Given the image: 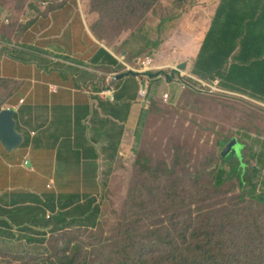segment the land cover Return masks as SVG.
<instances>
[{
    "label": "rangeland",
    "instance_id": "374dc122",
    "mask_svg": "<svg viewBox=\"0 0 264 264\" xmlns=\"http://www.w3.org/2000/svg\"><path fill=\"white\" fill-rule=\"evenodd\" d=\"M99 1L0 0L10 14V18L0 17V35L12 43L18 40L11 38V34L18 39L24 37L29 45H33L29 47V54H34L37 25H50V12L64 6V12L58 14L57 24L68 22L69 12L75 9L83 16L95 39L118 47L116 52L121 61L138 71L151 72L153 77L165 75L160 73L162 71L170 74L173 78L166 90L169 97L167 101L162 97L150 100L145 122L137 131L134 151L130 152L133 157L117 162L114 168L109 165L98 178L99 185L94 180L88 186L87 180L88 194L75 202H69V199L81 189L71 188L73 185L64 182L65 167L35 174L26 169L30 168L32 160L28 158L25 163V155L34 158L38 154L36 141L28 146L24 139L17 149L10 151H6L0 142V264H44L57 239L60 237L63 242V235L74 238L73 242L78 243L81 252L89 258L99 264H111L108 254L117 249L120 240L135 243L133 253L138 252L142 250V243L151 246L163 238L161 235L158 242L153 240L150 244L148 225L151 229L168 226L177 236L179 231L175 222L184 223L191 216L193 220L183 226V238L190 240L194 227L198 224L207 226L211 221L213 227L225 235L227 255L236 246L244 253L239 261L235 258L230 264H264V203H254L247 196L242 198L236 177L232 181L225 179L220 186L213 182L215 171L221 167L220 154L234 137L247 142L243 160L250 159L251 166L257 168L252 180L264 179V161H258L260 156L257 155L264 151V102L227 91L219 85L220 89H213L207 85L213 82L209 80H205L204 91L183 88L178 71H173L177 65L172 67L169 59L171 50H176L172 48L179 46L181 39L172 41L171 48L164 54L167 56L160 55L164 57L156 59L159 46L154 41L165 37V31H159V26L169 31V26H177L186 13L184 26L190 24L197 33L206 31L219 0H159L153 10L137 11L134 15L129 8L125 9V3L130 0L110 1L107 5L99 4ZM5 19L9 20L8 24ZM10 19H13L12 23ZM74 19L75 16L72 22ZM182 41L183 45L188 43L184 36ZM124 49L132 54V62L124 57ZM13 50L11 56L0 58V73L26 74L28 69L21 66L22 71L19 70L12 56L19 48ZM148 59L152 61L144 64ZM131 87L130 83L129 89ZM137 90L135 86L133 94ZM20 98V80L0 77V110L18 108ZM13 100L19 102L15 104ZM59 112L64 117L61 119L64 130L71 133L73 111L63 108ZM76 112L78 116L83 113ZM47 114L52 116L50 110ZM15 119L20 132V115ZM29 120L24 122L29 123ZM76 125L77 132L81 128L84 130L79 122ZM68 136L60 148L62 153V149L69 146ZM224 138L228 142L220 143ZM74 147L79 146L76 143ZM84 155L85 160H89L86 151ZM70 157L80 159V153L70 151ZM40 161L49 163L47 157ZM73 165L78 164H69ZM222 167L229 169L228 165ZM93 174L97 173L94 171ZM53 176L55 183L50 181ZM144 198L147 199L146 217L140 208ZM130 206L134 207L132 212H128ZM249 225L255 234L248 229Z\"/></svg>",
    "mask_w": 264,
    "mask_h": 264
},
{
    "label": "crops",
    "instance_id": "0c3cea01",
    "mask_svg": "<svg viewBox=\"0 0 264 264\" xmlns=\"http://www.w3.org/2000/svg\"><path fill=\"white\" fill-rule=\"evenodd\" d=\"M61 2L63 1L58 0V3ZM219 3L220 0L217 7ZM64 8L50 12L49 17L52 18L50 25H37L39 29L36 33L34 54H29V47L33 45H29L24 37L18 39L11 34V38L18 40L12 43L8 38L0 35V58L5 55L11 56L14 52L13 48L18 47L19 50L12 56L19 65V70L22 71L21 66L28 69L26 74L6 75L4 72L0 73V77L20 80V106L13 108L16 111L20 110L19 124L22 127L20 132L23 141L24 139L26 141L25 145L31 146V142L36 141L39 149L34 158L25 155V163L28 158L32 160L30 168L26 169L35 174L37 171H47L50 168L54 171L65 167L64 182L73 185L71 188L83 190L87 180H93L91 176L97 175L95 182L99 185L98 178L106 172L109 165L114 168L117 162L126 160V157H133L130 152L134 151L138 128L143 126L149 112V102L153 98H163L173 77L168 73L152 77L147 72H140L117 78L118 74L125 72L127 67L131 66L120 60L119 53L116 52L118 47L108 46L95 39L83 16L78 15L75 9L69 12L68 22L57 24L58 14L64 12ZM185 14L177 26H169V31H166L164 26H159V31H165V37L161 36L159 40H155L159 43L154 44L159 46L156 57L158 60L167 56L164 54L171 48L174 39H181L179 46L172 48L176 50H171L169 54V59L173 63L169 62V64L172 67L178 66L173 68V71H178L180 77L185 75L192 77L194 61L211 22L206 31L197 33L198 30L192 29L190 24H186L187 27L183 25ZM9 15L6 6L0 4V17L10 18ZM74 16L76 19L72 22ZM10 21L12 23L13 19ZM7 27L11 26L7 25ZM44 31H54V33H44ZM183 36L188 42L185 45L182 41ZM108 54L117 60V63L110 60ZM123 55L127 60L129 58V62L134 59L127 49L123 50ZM22 61L25 63L22 64ZM183 63L184 68L181 67ZM120 65L123 67H118ZM114 74H116L115 79ZM130 83L132 87L129 89ZM181 85L186 88L184 84ZM55 86L57 89L53 90ZM135 86L138 90L133 94ZM110 88L114 90L112 93L114 99H111L109 93H102ZM63 108L73 111L71 133L64 130V120H61L64 117L59 112ZM47 110L51 111L52 116L45 115ZM76 110L82 111V115L78 116ZM29 114V117H25ZM29 118V123L24 122ZM77 122L84 127V130L81 128L77 132ZM67 135H70L67 138L70 143L68 147L62 149L64 150L62 153L60 148ZM76 143L79 146L77 149L74 147ZM70 151L80 153V159L71 158ZM85 151L89 160L84 158ZM46 157L49 163L43 164L40 160ZM69 164L78 165L69 166ZM86 165L87 169H85ZM94 171L97 174H93ZM55 180L54 176L50 178L53 183Z\"/></svg>",
    "mask_w": 264,
    "mask_h": 264
},
{
    "label": "trees",
    "instance_id": "16d2710c",
    "mask_svg": "<svg viewBox=\"0 0 264 264\" xmlns=\"http://www.w3.org/2000/svg\"><path fill=\"white\" fill-rule=\"evenodd\" d=\"M110 1L119 3L127 0H102L99 4L103 2L107 5L111 3ZM158 3L159 0H130L128 4L125 3L127 5L125 9L129 8L132 15L137 11L147 13ZM154 43L158 44L159 41ZM108 57L117 63V60L109 54ZM191 74L209 81L217 78L221 88L264 102V0H220L194 61ZM181 80L190 84L194 82L191 76L186 75L182 76ZM13 101L15 104L18 103L16 100ZM16 115H20V110L14 113V116ZM226 139L219 142L226 143L228 142ZM239 143V152H229L226 156L220 154L221 167L215 171L213 182L220 186L225 179L232 181L236 177L241 188V197L247 196L252 202L262 204L264 203V179L252 180L257 168L251 166L250 159L243 160L246 156L244 150L248 146L247 142L239 141ZM251 155L255 156L256 152ZM257 155L260 156L258 161L263 162L264 151ZM222 165H228L229 169H224ZM90 178L93 180L88 181V186L96 180V176ZM78 191L69 199V202H75L88 194L86 188ZM146 200L144 198L140 202L144 217L147 216ZM133 208L130 206L128 212H132ZM208 216L211 220V214ZM189 220H193V216L184 220V223L183 221L175 222L179 231L176 233L177 236L168 226L163 228L156 226L151 229L149 228L151 225H148L146 229L150 232V244L153 240L158 242L162 235L163 238L159 243L149 246L144 242L142 250L133 253L135 243L128 244L126 239L120 240L117 249L108 254L109 262L111 264H230V261L233 263L235 258L237 261L241 259L244 253L240 246L230 250L228 255L225 253V235L215 229L211 221L207 222V226L202 227L198 224L194 227L190 240L183 238V226H188ZM248 229L251 231L250 225ZM63 236V242L59 237L57 243L53 244L52 254L44 259V264H99L81 252L79 244L73 242L74 238ZM156 252L159 253L156 254Z\"/></svg>",
    "mask_w": 264,
    "mask_h": 264
},
{
    "label": "water",
    "instance_id": "95a60500",
    "mask_svg": "<svg viewBox=\"0 0 264 264\" xmlns=\"http://www.w3.org/2000/svg\"><path fill=\"white\" fill-rule=\"evenodd\" d=\"M181 67H185L183 63ZM149 76L153 77V73L147 72ZM159 73V72H158ZM128 74H139L134 70L120 73L117 78H122ZM16 110L14 108H3L0 110V142L7 151L17 149L23 141V135L17 130V121L14 117ZM240 143L236 137L230 140L225 146L221 155L226 156L229 152H239Z\"/></svg>",
    "mask_w": 264,
    "mask_h": 264
},
{
    "label": "built area",
    "instance_id": "2783aa9c",
    "mask_svg": "<svg viewBox=\"0 0 264 264\" xmlns=\"http://www.w3.org/2000/svg\"><path fill=\"white\" fill-rule=\"evenodd\" d=\"M61 1H66V0H61ZM6 20V23L8 24L9 23V20L8 19H5ZM2 24H5V23H2ZM1 24V25H2ZM152 60L151 59H148L147 60V62H144V64L145 63H150ZM142 72H148V71H143L142 70ZM193 80H194V82L192 83V84H190V83H185V82H183L182 81V84H184V86L185 87H188V88H195V89H199V90H202V91H204L205 90V87H206V82H205V79H201V78H198V77H195L194 75L191 77ZM213 82H212V84H207L208 86H210L211 88H213V89H220L219 87H218V83H219V79H214V80H212ZM57 89V86H55L54 88H53V90H56ZM108 93H109V95H111L112 96V93H113V90H106ZM103 93H105V91H103ZM168 97H169V93L168 92H166V93H164V95H163V99L165 100V101H167V99H168Z\"/></svg>",
    "mask_w": 264,
    "mask_h": 264
},
{
    "label": "bare ground",
    "instance_id": "6f19581e",
    "mask_svg": "<svg viewBox=\"0 0 264 264\" xmlns=\"http://www.w3.org/2000/svg\"><path fill=\"white\" fill-rule=\"evenodd\" d=\"M129 70H134V71L139 72V73L142 72L141 70L138 71V70L134 69V68L131 67V66H128L125 72H128ZM128 75H129V74H128ZM113 78H114V79L116 78V74L113 75ZM108 90H109V89H108ZM110 90H113V88H110ZM113 91H114V90H113ZM107 93H108V92L105 91V94H107ZM143 93H144V92H143ZM111 99H114L113 95L111 96Z\"/></svg>",
    "mask_w": 264,
    "mask_h": 264
}]
</instances>
